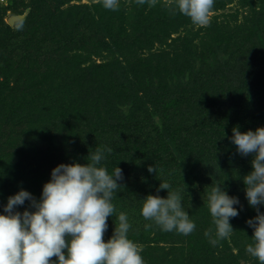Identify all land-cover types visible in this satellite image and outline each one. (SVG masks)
I'll use <instances>...</instances> for the list:
<instances>
[{
	"label": "trees",
	"instance_id": "1",
	"mask_svg": "<svg viewBox=\"0 0 264 264\" xmlns=\"http://www.w3.org/2000/svg\"><path fill=\"white\" fill-rule=\"evenodd\" d=\"M80 1L30 0L24 29L18 32L4 23L0 13V212L7 198L21 188L39 199L54 167L85 164L96 146L112 148L102 162L110 173L117 165L123 176L129 177L131 185L120 181L122 187L115 190L112 202L115 209L123 202L121 211L132 218L136 206L141 207V199L157 194L161 180H167L171 190L193 186L190 172L177 161L185 148L195 151L186 162L193 168L211 157L208 148L215 144L226 143L231 148L223 163L231 160L234 167L246 161L229 138L235 126L242 132L264 126V90L260 96L252 92L249 96V105L259 109L257 113L250 108V123L243 121L241 112L248 107L242 106H233L232 116L220 118L214 125L206 122L222 97L207 95V90L200 89L204 85L197 88L191 79L184 81L199 62L206 64L208 56L192 51L196 48L187 31L190 18L169 10L174 1L150 4L145 0L140 4L134 0L130 6L121 3L115 10L104 8L102 0L92 4ZM227 1L214 0L210 11L223 9ZM256 15L261 19L257 25L264 28V10ZM181 31L183 35L173 37ZM221 34L218 46L222 45ZM211 50L206 49L208 53ZM93 51L101 56L108 53L106 61H91ZM112 51L124 56L115 58ZM87 62L90 64L84 66ZM262 83L260 88H264ZM194 87L202 90L201 95H196L199 90ZM192 101L196 102V117L188 119L190 128L174 116L171 121L170 114ZM151 113L166 119L162 127L156 125ZM150 130L166 138L159 142L142 139ZM247 158L251 160L252 155ZM148 165H156L158 172L149 173ZM235 173L229 171L227 176ZM166 192L161 189L159 194ZM28 204L26 201L18 210L23 211ZM178 234L148 229L134 242L143 246L141 255L146 262L148 250H157L168 240L176 242ZM205 245V252L199 253L200 259L193 264L239 263V255L226 246L225 252L215 253L216 245ZM194 247L191 256L198 253ZM170 254L153 255L149 263L177 264L179 261L168 259Z\"/></svg>",
	"mask_w": 264,
	"mask_h": 264
},
{
	"label": "clouds",
	"instance_id": "2",
	"mask_svg": "<svg viewBox=\"0 0 264 264\" xmlns=\"http://www.w3.org/2000/svg\"><path fill=\"white\" fill-rule=\"evenodd\" d=\"M143 4L145 0H136ZM214 0H174L169 7L190 18L194 25H206ZM154 4L155 0H149ZM102 6L115 10L119 0H102ZM229 138L241 156L252 155L251 171L243 176L246 200L257 215L246 223L253 229L246 252L264 264V126L255 131L232 129ZM110 146H96L90 151L87 163H61L51 170L37 199L21 188L7 198L0 212V264H145L141 247L128 236L131 227L127 214L116 215L113 234L105 242L107 219L116 212L112 202L115 190L122 187L123 171L115 166L110 173L102 163ZM149 173H157L156 165H148ZM161 189L167 196L159 195ZM157 194L142 199L141 215L162 231L188 235L195 230V222L183 207L177 190H171L167 180H161ZM213 227L204 236L215 246L234 231L230 219L243 208L239 197L229 195L224 187L215 185L205 194ZM29 204L23 211L18 206ZM234 205H240V208ZM151 227V225H146ZM53 256L56 259H50Z\"/></svg>",
	"mask_w": 264,
	"mask_h": 264
},
{
	"label": "rangeland",
	"instance_id": "3",
	"mask_svg": "<svg viewBox=\"0 0 264 264\" xmlns=\"http://www.w3.org/2000/svg\"><path fill=\"white\" fill-rule=\"evenodd\" d=\"M133 1L134 0H119V5L124 3L127 7L130 6ZM162 1L164 2L165 0ZM93 2H95V0L80 1V3L86 4H92ZM168 2H170V0H168ZM226 3L223 9L209 12V22L206 25H194L190 20L187 31L191 32L190 41L194 43V47L196 48L192 51L198 53L197 55L205 52L203 55H206V57L208 56V58L207 61H205L206 64L199 62L192 73L188 72L184 81L191 79L190 82L193 83V86L196 85L197 88L204 85L203 88L200 89L203 91L207 90V92H205L207 95H221V102L217 104V109H214V112L206 117V122L214 125L217 121H220V118L225 119L226 117H231L233 114V106H242L243 108L248 107L245 111L241 112V116H245L243 121L248 124L250 123V118L247 117V115L252 113L250 108L253 110L255 108L253 105H249V96L251 92L259 93L262 89L264 90V88H260L264 81V28L257 25V20L261 19L256 15V12L264 10V2H258L257 0H228ZM29 4L30 0H0V13L4 16V23L10 25L13 31L16 32H18L20 28L24 29L22 22L25 21L29 15ZM12 19H15V21L11 24ZM220 30L221 32H219ZM220 33H222V45L218 46V36ZM179 34L183 35L184 33L181 31L174 34L173 37H177ZM215 42L216 44L214 46L213 44ZM211 46L214 47L213 50H211ZM206 49L208 51L211 50V53H208ZM87 52L88 51H86V53ZM112 52L115 58L124 56L114 51ZM92 53L93 54L90 56L91 61L96 60L98 63L103 60L106 61L108 53H104L102 56L99 54L97 55L95 51ZM147 54L148 53H145L144 55ZM89 64L90 63L87 62L83 65L87 66ZM197 88L194 90H199L196 94L198 96V94L201 95L202 90ZM197 96L195 97L197 98ZM195 103V101H192L188 107L175 110L174 115L170 114L171 121L176 119L179 124L190 128L188 119L196 117V113H194L196 109ZM255 111L258 113L259 109L257 110L255 108ZM150 116L159 127H162L166 120L162 118V116H159V113H151ZM149 133L150 135H143L142 139L148 137L149 142H159L163 138H166L165 135L161 136L160 133L156 134L153 131ZM208 149H211L208 152V155L212 154L211 157L204 162H198L194 168L192 164H187L186 162L191 155L192 157L194 156L195 151L190 152L189 148H185L180 152L181 154H178L177 158L178 163L184 171L190 172L189 178L193 183V186L189 185L190 188H179L177 191L182 197L183 207L189 212L190 218L195 222V230L188 235L178 234L176 242L168 240L167 242L160 243L159 249L148 250L145 264H150L149 260L153 255L158 257L160 254H166L168 252H171L168 259L179 261L177 264L180 262L184 264L183 261H185V264H193L196 259H200L198 256L199 253H204L206 248L205 243H209L208 238L204 236V231L210 227L214 228L212 217L205 200V194L210 192L211 188L215 185L224 187L229 195L239 197L240 205H243L239 214L230 219L234 231L230 233L228 237L218 241L215 253H219V251L225 252L226 246V249L232 251L234 255H239L238 264H257V258L251 256L245 250L247 242H252L251 237L253 235V229L246 221L252 218V214L256 213L255 209L249 206L246 200L244 191L245 185L242 180L243 176L252 170L251 160L246 156L245 162L231 167L233 161L231 162L230 160L229 162L223 163L225 162V154L229 153L228 150L231 149L228 144H215ZM183 152L187 153L188 156L184 158ZM231 169L236 173L228 177V172L232 171ZM121 182H124L126 186L131 185L129 177H124ZM119 184H121L120 181ZM124 192H127V190ZM160 196L166 197L167 192ZM131 197L134 198V196ZM138 203L142 207V199ZM240 205L234 206L240 208ZM123 206H125L124 203L119 202L118 207L116 206V212L112 217H108L107 224L111 221L110 223H112V226H108L104 233L103 239L105 242H107L113 234L115 224L119 223L118 220H116V215L121 212ZM127 207L128 206H126V208ZM141 207H138V205L136 206L134 213L132 212L133 218L126 211H122L127 214L128 221L131 225L128 236L133 241L134 238L136 239V236L141 235L148 229L152 231L160 230L159 226L155 225L153 221L146 220L141 215ZM260 211L264 212V206H260ZM198 218L199 220H197ZM204 221H206V223H204ZM146 225H151V227H146ZM151 236L153 237V234ZM201 239L204 240L201 246H198ZM193 245H195L196 248L194 247V249L198 252L196 253L197 255L195 254L196 256L190 255L193 251V249H191ZM171 247H175V250H171ZM181 248L182 250H179ZM190 259L192 261L191 263L188 262Z\"/></svg>",
	"mask_w": 264,
	"mask_h": 264
},
{
	"label": "water",
	"instance_id": "4",
	"mask_svg": "<svg viewBox=\"0 0 264 264\" xmlns=\"http://www.w3.org/2000/svg\"><path fill=\"white\" fill-rule=\"evenodd\" d=\"M19 19V18H18ZM15 19H12L11 24L14 23Z\"/></svg>",
	"mask_w": 264,
	"mask_h": 264
}]
</instances>
